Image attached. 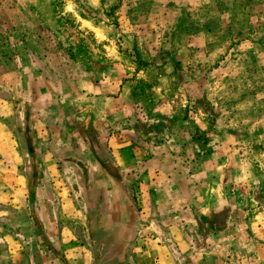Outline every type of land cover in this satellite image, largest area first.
Listing matches in <instances>:
<instances>
[{"label": "rangeland", "instance_id": "374dc122", "mask_svg": "<svg viewBox=\"0 0 264 264\" xmlns=\"http://www.w3.org/2000/svg\"><path fill=\"white\" fill-rule=\"evenodd\" d=\"M35 59L43 76H68L63 103L80 115L86 89L101 97L92 105L102 121L113 122L117 109L170 112L172 137L186 127L191 144H202L188 154L197 157L190 172L232 208L236 240H248L235 253L264 264V0H0V93L11 83L13 96H31ZM15 108L27 110L23 101ZM29 146H16L28 188L37 167ZM3 205L0 196V236Z\"/></svg>", "mask_w": 264, "mask_h": 264}, {"label": "crops", "instance_id": "0c3cea01", "mask_svg": "<svg viewBox=\"0 0 264 264\" xmlns=\"http://www.w3.org/2000/svg\"><path fill=\"white\" fill-rule=\"evenodd\" d=\"M37 64L35 59L36 72L27 82L31 96H13L11 81L0 93V164L9 165L0 174V263H247L244 252L235 253L248 240H236L235 222L228 218L232 208L203 190L202 175L187 167L197 158L188 154L202 144H191L186 127L178 126V137H172L164 109L144 116L117 109L113 122L102 121L106 115L92 105L101 97L90 89L82 96L88 101L82 116L63 103L68 76H43ZM44 84L53 92H42ZM110 99L117 104L123 94ZM22 101L27 110L15 114ZM17 144H30L35 156L29 188ZM17 198L20 206L13 204Z\"/></svg>", "mask_w": 264, "mask_h": 264}, {"label": "trees", "instance_id": "16d2710c", "mask_svg": "<svg viewBox=\"0 0 264 264\" xmlns=\"http://www.w3.org/2000/svg\"><path fill=\"white\" fill-rule=\"evenodd\" d=\"M30 154H31V151H30Z\"/></svg>", "mask_w": 264, "mask_h": 264}]
</instances>
